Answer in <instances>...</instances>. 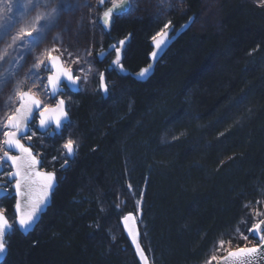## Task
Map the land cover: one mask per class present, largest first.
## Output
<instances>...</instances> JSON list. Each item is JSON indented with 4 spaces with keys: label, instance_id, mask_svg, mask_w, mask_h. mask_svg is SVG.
I'll return each mask as SVG.
<instances>
[{
    "label": "trees",
    "instance_id": "16d2710c",
    "mask_svg": "<svg viewBox=\"0 0 264 264\" xmlns=\"http://www.w3.org/2000/svg\"><path fill=\"white\" fill-rule=\"evenodd\" d=\"M144 10L108 26L98 17L100 36L88 26L76 41L70 30L75 47L95 44L92 56L131 33L121 63L136 72L165 24L195 16L148 81L113 68L107 97L96 73L72 96L64 134L37 148L49 171H60L67 138L78 152L35 230L8 236L1 264H140L121 225L129 211L152 264H208L213 255L216 264L227 253L220 240L228 250L259 243L248 229L264 218L255 216L264 213V6L217 0L208 16L201 0H187L184 14ZM81 18L73 13V27ZM14 204L0 202L12 222Z\"/></svg>",
    "mask_w": 264,
    "mask_h": 264
},
{
    "label": "snow or ice",
    "instance_id": "6c2138e0",
    "mask_svg": "<svg viewBox=\"0 0 264 264\" xmlns=\"http://www.w3.org/2000/svg\"><path fill=\"white\" fill-rule=\"evenodd\" d=\"M67 0H62V4H66ZM103 5L105 0H99ZM111 6L108 7L102 16V23L108 26L112 23L113 12L115 10L116 16L120 17L133 10L132 0H109ZM261 6H264V0H261ZM6 9L8 5H5ZM45 8L46 11H37L39 8ZM25 8H30L36 15L32 17L31 21L24 27L19 28L15 35H11L13 29L16 28L19 21L13 22L11 17L6 14H0V41H3L5 37H11L6 47L0 50V61H4L5 57L9 54V49L19 50L21 47H26L27 52L31 53L34 49L40 47L47 38V34L53 29L55 23L60 15V12L55 7H50V0H28V4ZM43 20L41 24L40 21ZM171 22L169 21L164 25V29H167ZM185 28L188 26L185 25ZM35 33V35H33ZM28 37L29 39H25ZM157 37H160L157 39ZM155 48L162 51V45L166 46L167 32L162 30L154 36ZM21 43H17V42ZM125 40H120L118 45H111L110 48L115 51V59L112 61L110 67L119 71H124L123 64L121 63V47L124 45ZM57 48L44 49L36 57V63L33 65V69L40 68L44 65L45 70L50 72L43 83L41 91L46 96L55 98L59 93L63 91L61 84L64 83L68 86L69 90L79 87L80 75H73L71 70L64 66L60 56L52 55L53 52H58ZM91 53H89L90 55ZM109 53H105L103 49L99 52V56L106 57ZM157 51L151 53L153 60L157 57ZM22 59V56L20 57ZM47 60V63L45 61ZM75 63L79 62L77 58ZM9 68L6 74H0V91L10 82L16 78V69L20 66L19 60L12 58L7 61ZM0 68H3V64H0ZM152 65L142 69L139 73H136L137 79L145 80L150 75V69ZM91 65L88 66V73H91ZM83 71V70H81ZM99 75V90L105 95L109 93V86L105 82L104 73H98ZM33 85L37 84L40 79V73L32 72ZM87 80V75L84 76ZM24 81L17 80L14 85L13 93L9 97L8 105L16 104L14 108H11L9 114H6L4 118H0V130H2L3 140L0 141V169L6 164L14 169L8 173L9 182L14 180V192L16 196L20 197L17 200L15 208L17 212L16 229L22 234L27 235L29 232L35 230V225L40 219V214L47 207L48 198L50 192L53 190L56 184L55 172H45L40 170V160L37 158V154H34L31 146H26L21 142L22 139L31 141L36 132L32 131L29 125H35L37 131L47 133V129L53 124L57 130L58 135H63L62 128H66L70 124L69 112L65 106L64 99H57L55 106L45 104L38 98L36 92L32 89L24 91ZM35 110V114H34ZM78 143L73 138L69 137L62 144V150L65 155L64 162L61 164L62 168L68 166L69 160H74L78 152ZM17 151L18 155H11V151ZM55 159V158H54ZM6 186L0 184V193L6 194ZM23 202V203H22ZM259 203V202H257ZM256 217L264 216V213L256 212ZM132 219L131 216L124 217L125 225ZM239 233V228L236 229ZM250 233L258 238V246L238 248L236 251H230L224 247L225 243L231 244V241L220 240L218 242V251L223 250L227 252V255L223 258V264H264V219H258L248 229ZM13 232V225L9 222L3 211H0V256H3L7 252L6 235H10ZM130 234L131 230H129ZM241 239L247 241L248 237L240 234ZM115 239V236H113ZM135 239V236H133ZM137 249L140 254V258L146 261V257L143 250L137 245ZM212 260H217V257L213 255L208 261L211 264Z\"/></svg>",
    "mask_w": 264,
    "mask_h": 264
},
{
    "label": "rangeland",
    "instance_id": "374dc122",
    "mask_svg": "<svg viewBox=\"0 0 264 264\" xmlns=\"http://www.w3.org/2000/svg\"><path fill=\"white\" fill-rule=\"evenodd\" d=\"M217 0H201L202 4L204 5V9L208 13H212L215 7ZM98 2L99 0H69L66 4H62V0H50V7H55L59 12L60 15L55 23L53 29L47 34V38L45 39L44 43L40 45V47L34 49L31 53L27 52L26 47H21L19 50L16 49H9L8 56L5 57L4 61H0V64H3V68H0V74H6L9 68V61L12 58H16L19 60V67L16 69V78L14 81L8 83L2 91H0V118H4L6 114H9L11 108H14V105L6 106L9 102V97L13 93L14 85L17 80L24 81V89H32L33 92H36L38 97L42 99L45 104L52 105L53 102L50 100L49 96H46L41 88L43 87V76H47L45 71L42 68V65L38 69H33V65L36 63V57L40 55L44 49L50 48H57L59 49L58 52H53V54H61L65 66L69 69L76 70V74L81 76V79H84V76L87 75V80L84 79L85 86H89L91 83V77L96 73L98 75V71L94 65V58L92 56L93 51L96 48H93L95 44L91 43L87 46L83 44L77 45L75 47L74 44L69 42V38L72 36L70 30H74V38L78 41V33L81 32L82 29L85 30L88 26L91 27V34L93 36L99 35L97 29V19L98 17L101 19L103 13L100 15L98 13ZM181 0H155V8L154 10L155 15H164L165 13L173 10L178 11L179 14H184L187 11V6L181 5ZM28 4V0H0V14H6L8 17H11L13 22L19 21L17 23L16 28L13 29L11 35H15L16 31L19 28L26 26L36 15V12H33L30 8H25V5ZM107 8L111 6L110 2L107 3ZM5 5H8L6 9ZM70 6V14L68 15V8ZM148 8V11L151 9V0H132V8L133 10L130 11L129 15H140L146 13L142 11V9ZM47 9L41 7L37 9V11H46ZM78 12L82 18L80 21L77 22L76 28L73 27V13ZM68 15V16H67ZM100 15V16H99ZM67 16V17H66ZM71 17V18H70ZM70 18V19H69ZM207 22L209 21L208 18H205ZM202 18L200 24H204L205 21ZM102 20V19H101ZM43 23V20L40 21ZM206 23V22H205ZM97 24V25H96ZM72 28V29H71ZM69 30V31H68ZM35 35V33H33ZM93 36L91 40L93 39ZM11 37H5L3 41H0V50L4 49L7 43L10 41ZM28 39V37H25ZM93 41V40H92ZM18 44L21 42H17ZM70 44V46H69ZM71 49L70 52H67V49ZM65 50V51H64ZM101 49L98 47L97 52L99 53ZM89 53H91L89 55ZM22 56V59L20 58ZM95 57V56H94ZM79 58V62L75 63L74 61ZM47 61V60H46ZM91 65V73H88V66ZM83 70V71H81ZM36 71L40 73V79L37 81L36 85H33L32 72ZM3 140L2 130H0V141Z\"/></svg>",
    "mask_w": 264,
    "mask_h": 264
},
{
    "label": "water",
    "instance_id": "95a60500",
    "mask_svg": "<svg viewBox=\"0 0 264 264\" xmlns=\"http://www.w3.org/2000/svg\"><path fill=\"white\" fill-rule=\"evenodd\" d=\"M107 1H108V0H105V3H106ZM105 3H104V4H105ZM104 4H103V5H104ZM103 5H101V4L99 3V7H102ZM114 12H115V10H114ZM194 22H195V16L192 15V16H190V17L187 19V21L183 22V23H182L180 26H178V27H177L175 24H171V25H169V27H168L167 29L164 30V31L167 32V39H166V46L162 45L163 50H162V51L157 50V49L155 48V42H154L153 39H152L151 42H150V46H151L152 50L150 51V53H149V55H148V60H149L148 64L142 66V67H141L138 71H136V72H130L129 69H127L126 67L123 66V67H124V71H121V73H123L124 75H130V76L133 77L135 80L140 81V82H146V81H148V80H149V79L155 74V71H156V68H157L158 63L161 61L162 57L165 55V53L168 51V49L172 46V44H173L178 38H180L185 32H187V31L192 27V25H193ZM185 25H187L188 27L185 28V27H184ZM159 38H160V37H157V39H159ZM130 39H131V33H129L126 37H124V38L121 39V40H125V43H124V45L122 46V48L126 45V43H127ZM153 51H157V53H158V55H157V57L155 58V60H153V58L151 57V53H152ZM53 55H54V56H60L59 54H53ZM122 57H123V54H122V51H121V58H122ZM60 59H61V61H63V59H62L61 56H60ZM45 63H47V61H45ZM63 64H64V62H63ZM150 64L152 65V68L150 69V75L148 76V78H146L145 80H139V79H137L136 75H134V74L139 73L142 69L148 67ZM43 66H44V65H43ZM64 66H65V65H64ZM65 67H66V66H65ZM44 68H45V67H44ZM70 70H71L72 74L75 76V71L72 70V69H70ZM50 74H51V73H49V75H50ZM104 76H105V74H104ZM44 78H46V77H44ZM105 82L107 83L106 76H105ZM63 84H64V83L61 84V88L63 89L62 92H65V88L62 87ZM67 87H68V86H67ZM68 89H69V88H68ZM24 91H28V90L25 89ZM70 91L73 92V93H75V94L79 93V92L81 91V82L79 81V87H78V88H76V89H72V90H70ZM102 93H103V92H102ZM59 94H60V93H59ZM59 94L56 96L57 99H61V97H58ZM103 94H104V93H103ZM108 95H109V93H108L107 95L104 94L105 97H107ZM38 98H39V97H38ZM39 99H40V98H39ZM62 99H63V98H62ZM40 100H41V99H40ZM65 102H66V101H65ZM54 106H55V105H53V107H54ZM65 106H66V108H67V102L65 103ZM34 114H35V110H34ZM69 120L71 121V115H70V114H69ZM29 127H30V125H29ZM51 127H54V129H53V130L50 132V134H49V136L52 137V136H54V135L57 133V130L55 129V125H54V124H53ZM51 127H49V128L47 129V132H48V130H49ZM36 129H37V128H36ZM63 129H64V128H62V131H63ZM39 132H40V133H44V132H42V131H39ZM21 142L24 143L26 146H31V148H32V142H31V141H26V142H24L23 139H22ZM32 151H33L34 154H36V152H35L33 149H32ZM10 154H11V155H18L19 153H18L17 151L13 150V151L10 152ZM37 158L40 160V166H39V167H40V170L45 171V172H54V171H47V170L43 169V168H42V158H41V157H38V156H37ZM69 161H72V160H69ZM9 165H10V162H9V164H6V165L3 167V169H0V175L4 173L5 168H8V169H9V172L14 171V169L11 168ZM68 166H69V162H68ZM68 166H67L66 168H68ZM66 168H62V169H61L62 172H63L64 170H66ZM55 175H56V184L54 185L53 190L50 192V195H49V198H48L47 207H46V208L44 209V211L40 214V219H39L38 222L36 223L35 228H36V226L39 224V222H40L42 216L48 211L49 207L52 205V202H53V195H54L55 190H56V188H57V186H58V184H59V180H60L61 178L64 177L63 173L60 174V175H58V174L55 172ZM0 184L5 185V186H7L8 184H11V190L6 188V189H5V190H6V194H4V193H0V200H1L2 198L6 197V196H9L10 198H15L14 212H15V216H16V217H15V221H14V222H11V220L8 218L7 214H6V213L0 208V211H3V212H4V215L7 217V219L9 220V222L13 225V232H12L10 235H6V237H5V239L7 240V237H8V236H12V235H14L15 231H18V230H15V229H16V219H17V212H16L15 205H16L17 200L20 199V197L16 196V194H15V192H14V180H12L11 182H9V177H8V175H7V181H2V180H0ZM22 203H23V202H22ZM124 203H125V201H124ZM126 216H131V217H132V219H130V220L127 222V225H125V222H124V217H126ZM121 225H122V228H123V230H124V233H125L126 237L128 238V240H129L131 246L133 247V249H134V251H135V253H136V256H137V258H138L140 264H152L151 259H150L148 253L146 252V250H145V248H144V246H143V244H142V240H141L142 234H141V228H140V224H139V220H138L137 214H136L135 212H133V211H129V212H127V213L122 217V219H121ZM129 230H131V233H132V234H130ZM18 232H20V231H18ZM31 232H33V231H31ZM31 232H29L28 234H30ZM20 233H21V232H20ZM21 234H22V233H21ZM28 234H27V235H28ZM23 235H24V234H23ZM27 235H24V236H27ZM133 236H135V239H133ZM137 245H139L140 249L143 250V253H144L145 257H146V261H145V260H142V259L140 258V254H139V251H138V249H137ZM7 246H8V244H7ZM255 246H258V245H255ZM242 247H244V246H242ZM248 247H254V246H248ZM239 248H241V247H239ZM237 249H238V248H235V249H232V250H230V251H236ZM8 253H9V246L7 247V252H6V254L3 255V256H0V264H1L2 262L5 261V259H6L7 256H8ZM226 255H227V253L224 254V255H222V256L218 259V261H217L216 264H223V260H222L221 258L225 257Z\"/></svg>",
    "mask_w": 264,
    "mask_h": 264
},
{
    "label": "flooded vegetation",
    "instance_id": "af4514ba",
    "mask_svg": "<svg viewBox=\"0 0 264 264\" xmlns=\"http://www.w3.org/2000/svg\"><path fill=\"white\" fill-rule=\"evenodd\" d=\"M176 1H178V0H176ZM107 3H109V0L107 1ZM105 4L104 6H102V7H98V13L101 15L106 9H107V5L108 4ZM181 5H185V6H187V0H181V3H180ZM153 8H155V0H151V11H152V9ZM114 14L116 15V13L115 12H113V16H114ZM99 15V16H100ZM126 15H129V14H126ZM103 16V15H102ZM113 18L114 17H112V21H113ZM102 19V18H101ZM101 22H102V20H101ZM100 24V23H99ZM98 24V25H99ZM100 26L102 27V25L100 24ZM124 38V37H123ZM122 39V38H121ZM120 39V40H121ZM119 40V41H120ZM131 40V39H130ZM129 40V41H130ZM128 41V42H129ZM127 42V43H128ZM127 43H126V45H127ZM111 45H118V43H112V44H110V45H108L107 47H105V43H104V47L102 48L103 49V51L105 52V53H109L108 55H106V57H101V56H99V53H96V55H95V57L93 56V58H94V65H95V67H96V69H97V71L99 72V73H104L105 74V76H106V72H107V70H111V69H113V68H111L110 67V65H111V63H112V61L115 59L114 58V55H115V51L114 50H112L111 48H110V46ZM126 45L122 48L121 47V51H122V53H123V57L121 58V62H122V60H123V58H124V49H125V47H126ZM67 52H69V51H67ZM56 54V53H55ZM58 54V53H57ZM61 57H62V55L61 54H59ZM113 57V58H112ZM62 59H63V57H62ZM96 61H98L99 62V64L96 62ZM63 62H64V59H63ZM64 65H65V63H64ZM124 66V65H123ZM125 67V66H124ZM42 68H43V70L45 71V73L47 74V76L49 75V73L50 72H48V71H46L45 70V68H44V66L42 65ZM75 75H77L76 74V70H75ZM46 75L45 76H43V80H45L46 78H44V77H47ZM98 77H99V75H98ZM99 79V78H98ZM106 79H107V77H106ZM99 81V80H98ZM108 84V83H107ZM109 86V85H108ZM62 87L63 88H65V92H61L60 94H59V96L58 97H61V98H63L66 102H67V110H68V112H69V104H70V101H71V99H72V96L75 94V93H73V92H71L69 89H68V87H67V85L66 84H63L62 85ZM86 86H85V83H84V79L82 78L81 79V91L85 88ZM80 91V92H81ZM79 92V93H80ZM78 94V93H77ZM50 97V100L53 102V104L52 105H50V106H53V105H55V103H56V100H57V98L55 97V98H52L51 96H49ZM42 100V99H41ZM69 114H70V112H69ZM71 120H72V118H71ZM71 122V121H70ZM30 127L32 128V131H36V135L37 136H34L33 137V139L31 140V142H32V149L36 152V154H37V156L38 157H41L42 158V162H43V157H44V154H43V152H42V150H39L37 147H38V145L40 144V145H42L43 144V137H45V136H47L48 138H55V137H57V136H61V135H58V134H55L54 136H49V134H50V132L54 129V127H51L49 130H48V132L47 133H40L39 131H37V129H36V126L35 125H30ZM63 134H64V132H65V128L63 129ZM23 141L24 142H26L27 140L26 139H23ZM43 146V145H42ZM63 159H65V155H64V153H63ZM69 162V164H70V162L71 161H68ZM43 169H45V168H43ZM62 167H60V171H54V172H56L58 175H60V174H62L63 172H62ZM47 170V169H46ZM52 171V170H51ZM9 173V169L8 168H5V171H4V173L2 174V175H0V180H2V181H6V176H7V174ZM6 188L7 189H10L11 190V184H8L7 186H6ZM4 198H10L9 196H6V197H4ZM4 198H2L1 200H3ZM10 199H14L15 200V198H10ZM1 200H0V202H1Z\"/></svg>",
    "mask_w": 264,
    "mask_h": 264
},
{
    "label": "bare ground",
    "instance_id": "6f19581e",
    "mask_svg": "<svg viewBox=\"0 0 264 264\" xmlns=\"http://www.w3.org/2000/svg\"><path fill=\"white\" fill-rule=\"evenodd\" d=\"M165 30V29H164ZM101 43V42H100ZM104 46H103V44H101L100 46H99V48L100 49H102ZM150 53V52H149ZM149 55V54H148ZM80 82H81V80H80Z\"/></svg>",
    "mask_w": 264,
    "mask_h": 264
}]
</instances>
